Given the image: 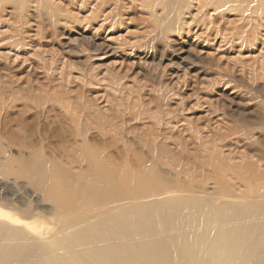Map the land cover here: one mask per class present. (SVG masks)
Instances as JSON below:
<instances>
[{
  "label": "rangeland",
  "instance_id": "1",
  "mask_svg": "<svg viewBox=\"0 0 264 264\" xmlns=\"http://www.w3.org/2000/svg\"><path fill=\"white\" fill-rule=\"evenodd\" d=\"M1 109L8 119L48 115L68 138L70 119L94 122L101 130L89 134L111 140L116 166L131 162L118 168L173 180L187 207L203 195L199 172L254 169L260 178L243 186L251 193L264 186V0H0ZM41 137L32 142L46 155L34 156L0 131V206L43 224L39 239H6L26 256L0 264L44 256L62 225L54 199H92L75 194L85 165L56 151L65 143ZM39 158L63 168H21Z\"/></svg>",
  "mask_w": 264,
  "mask_h": 264
},
{
  "label": "bare ground",
  "instance_id": "2",
  "mask_svg": "<svg viewBox=\"0 0 264 264\" xmlns=\"http://www.w3.org/2000/svg\"><path fill=\"white\" fill-rule=\"evenodd\" d=\"M1 111L0 131L8 141L16 139L21 150L28 149L36 153L34 156L46 155L41 145L32 142L35 134H41L42 140L51 136L65 143L56 151L75 154L74 161L80 159L77 160L80 166L85 165L86 179L78 184L75 194L92 197L87 202L54 199L57 205L54 220H61L62 225L45 241L46 253L36 258L34 264H264V186L251 193L243 190V186L260 178L254 169L219 168L212 177L199 172L195 176V187L204 196L192 198L187 207L186 202H180L177 193L182 189L173 180L158 181L156 178L160 175H147L146 169L141 170L142 175L128 176L118 168L127 167L129 160L116 166L112 151L108 149L111 140L103 137L107 139L98 144L89 134L92 130H101L100 126L93 125L94 122L83 123L69 118L74 130L68 138L65 127L49 121L48 115L38 122L37 115H32L30 120L8 119L9 112ZM38 160L40 164L34 160L37 165L34 166L23 159L21 168H63L51 160ZM32 171L28 174L30 178L37 174ZM226 175L233 181L225 180ZM208 181H212L214 187L205 192L200 182ZM235 196L247 201L224 200ZM76 212L82 215L74 216ZM99 216L102 220L94 219ZM64 217L66 219H62ZM42 225L26 221L0 206V234L7 236L0 241V258L18 262L26 256L17 248L23 246L8 241L39 239ZM56 249L61 252L54 251ZM28 262L24 260L25 264Z\"/></svg>",
  "mask_w": 264,
  "mask_h": 264
}]
</instances>
